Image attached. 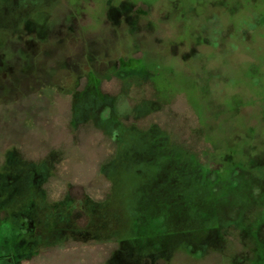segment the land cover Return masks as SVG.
<instances>
[{
  "label": "rangeland",
  "instance_id": "374dc122",
  "mask_svg": "<svg viewBox=\"0 0 264 264\" xmlns=\"http://www.w3.org/2000/svg\"><path fill=\"white\" fill-rule=\"evenodd\" d=\"M0 264H264V0H0Z\"/></svg>",
  "mask_w": 264,
  "mask_h": 264
}]
</instances>
